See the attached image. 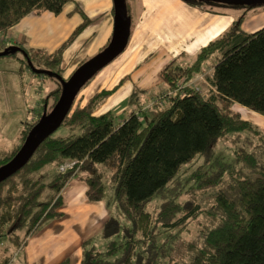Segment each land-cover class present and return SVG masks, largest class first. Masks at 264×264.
Here are the masks:
<instances>
[{
  "label": "trees",
  "instance_id": "obj_1",
  "mask_svg": "<svg viewBox=\"0 0 264 264\" xmlns=\"http://www.w3.org/2000/svg\"><path fill=\"white\" fill-rule=\"evenodd\" d=\"M68 1L0 0V30L29 12L59 13ZM87 21L52 52L22 47L0 55L15 56L21 68L67 79L62 54ZM241 23L234 20L190 64L170 61L160 71L168 91L151 113L139 109L124 119L114 110L95 113L112 92L106 89L69 109L58 127L74 131L55 137V129L0 182V264H9L12 251L43 221L61 215V191L75 177L92 202L112 192L107 219L82 242L79 264H264V26L246 32ZM205 64L210 70L204 94L193 79ZM61 91L62 84L52 91L49 108L22 128L19 143L0 156V166L14 157ZM219 142L231 145L230 155H214ZM199 155L205 158L196 166ZM210 189H217L213 203L202 206L196 194ZM191 224L199 230L185 244L186 257L180 239Z\"/></svg>",
  "mask_w": 264,
  "mask_h": 264
},
{
  "label": "crops",
  "instance_id": "obj_2",
  "mask_svg": "<svg viewBox=\"0 0 264 264\" xmlns=\"http://www.w3.org/2000/svg\"><path fill=\"white\" fill-rule=\"evenodd\" d=\"M198 1L126 0V42L128 25L132 26L129 45L109 68L98 76L94 74L84 83L76 94L80 97L78 105L82 106L95 93L106 89L112 92L95 113L117 108L116 114L123 119L129 112L139 109L151 113L153 107L161 103L160 96L168 91L160 71L173 59L178 60L184 55L195 56L202 46L228 29L234 21L232 14L214 10L215 7ZM84 17L88 21L62 54L63 74L69 75L84 58L108 44L114 26L113 0H71L59 13L29 12L4 30L9 38L7 43L9 47L16 45L18 48L52 52L82 24ZM255 19L253 17L250 22ZM241 27L249 31L244 21ZM5 56L0 55V156L19 143L22 128L44 112L46 101L50 99L33 97L31 111L24 82L25 68L20 67L18 60ZM26 70L31 80L46 77L31 69ZM150 91L156 94L150 102H144L138 96L139 92H143L140 93L143 96ZM132 96L137 107L129 103ZM40 100H43L42 104ZM126 102L129 105L124 104ZM61 199L62 205L58 209L61 215L43 221L26 238L11 264H57L70 258L67 255L70 250L74 253L70 263H80L82 242L103 227L108 216L107 208L104 209L106 205L103 201L88 199L86 185L78 177L72 178L63 187ZM95 207L101 208L102 213L97 225L92 228L86 225L85 220ZM48 221L50 226L36 236L37 229ZM56 225L57 228L54 227ZM81 230L83 233H80Z\"/></svg>",
  "mask_w": 264,
  "mask_h": 264
},
{
  "label": "rangeland",
  "instance_id": "obj_3",
  "mask_svg": "<svg viewBox=\"0 0 264 264\" xmlns=\"http://www.w3.org/2000/svg\"><path fill=\"white\" fill-rule=\"evenodd\" d=\"M198 2H203L205 4H209V5L213 6V7H215L214 10L224 11L225 13L232 14L233 17H234V20L242 18V22L244 21L245 22V26H248V30H249L248 32L255 31V30H257V29H259V28L264 26V4L240 5V4L211 2V1H205V0H199ZM219 8H221V9H219ZM253 17H256V19L254 21L250 22L253 19ZM131 31H132V26L128 25V39H127L125 48H127L128 45H129V36H130ZM8 39L9 38L5 34V31L4 30H0V54H5L8 49L13 51L14 49H17L19 47V46H16V45H14L12 47H9V43H7ZM125 48L112 61H110L105 66L100 68L97 71L98 73L97 72H96L97 74L95 73V76H98L106 68H109V66H111L115 62V60H117V58H119V56H121V54H123V52L125 51ZM99 51H101V50L98 49L97 51L93 52L91 55H89L86 58H84L82 63H84L85 61H87L90 58H92L95 55H97L99 53ZM9 56H11V58H13V59H15L17 61V58L15 56L14 57L12 55H9ZM9 56L6 55L5 57H9ZM193 59H194V56L193 57H189L188 55H184L183 57H180L177 60V62L180 65H186V64H190L193 61ZM204 67L205 68H203V72L199 73L197 79H195L194 83H193V84L196 85V87L198 89H200V92H202V93H204V92L206 93L207 92V86L208 85H207V82H206V75L209 74V69H210L208 64H205ZM23 73H24V82L26 83V94H27V97H28V103L30 105L31 111H33V107H31L33 105V103H34V100L32 99L33 97H39V98H45V99H49L50 98L48 101H46V105L44 106L45 109H48L49 105L53 101L52 100V96H51L52 92L50 93L49 97H48V93L50 91H52L53 88H55L54 90H56L59 87H61L60 79H57L56 77L46 76V77H41V78L40 77H35V79L31 80L29 77H27V75L30 74V73H28V71L26 69L23 71ZM69 75L68 74H63L62 77L63 78H67ZM199 76H201V77H199ZM140 93H143V92H139L138 96L141 97V99H143L144 102H150L151 99H152V96L156 95V94L153 95L152 91L145 92L143 96H141ZM77 96L78 95H75V97L73 99V102H72V104L70 106L71 110H73L75 108V106L79 104L77 99H80V97H77ZM144 96L146 98H144ZM159 99H160L161 102L163 101V98L161 96H160ZM86 102L87 101H85V103ZM40 103L42 104L43 100H40ZM129 103H130V105L133 104V106L137 107L136 105H134V101L133 100L130 101ZM129 103L126 102L124 104L129 105ZM118 108H120V107H118ZM36 109H37V107L34 108L35 111H36ZM115 110H117V108L114 109V111ZM73 131L74 130L68 128L67 126H63L62 125V126L56 128V130L53 132L52 135L55 136V137L67 136V135L71 134ZM229 146H231V145L230 144L228 145V143H221L220 144V142H219L216 145V147H218V148L215 149L214 155H216V154H221L223 156L230 155L231 154V148ZM204 158H205V156L199 155L197 157V160H196V162H197L196 166L198 164H201L204 161ZM185 169H186V172H189V171L192 170L190 168H185ZM109 173H110V170L108 169L107 170V174H109ZM107 174H104V177L107 176ZM108 179H109V177H108ZM108 179H106V181H108ZM110 189H111V187H110ZM216 191H217V189H210V190H207V191H204V192L197 193L196 195H197V197L199 199L198 200L199 203L202 206L211 205L213 203ZM108 197L109 198L112 197V192L111 193H106V196L104 198L105 200H103L105 205L107 204V206L104 207V209L107 208V212H108L109 207L111 206L110 203L106 202ZM162 200L163 199H161L160 201H162ZM158 204H159V200H156L152 205H153V207H158ZM95 208L96 209H94L89 214L88 218L85 220V223H86V225L88 227H92V228L95 227L97 225L100 217H101L102 209L99 208V207H95ZM207 219L208 218H203L202 219V223H206ZM49 226H50L49 221L45 222L43 225H41V227H39V229H37V231H36L37 232L36 236H40L41 234H43ZM54 227L57 228V225L54 226ZM198 230H199L198 226L195 227L194 225L191 224L189 226L188 232H184L183 235H181V239L180 240H183L182 243H181V253L184 256L186 254V257H188V252L185 250L186 249L185 244L187 242H189V240L195 239L197 237ZM80 233H83V230H81ZM2 242H5V239H3ZM18 250H20V248L16 249L15 251L11 250L12 251V255H11V259H10L9 264H11L15 260V256H16ZM67 255L70 257V258H68L69 259L68 264H73V263H70L72 261V255H74L73 251L70 250V252Z\"/></svg>",
  "mask_w": 264,
  "mask_h": 264
},
{
  "label": "water",
  "instance_id": "obj_4",
  "mask_svg": "<svg viewBox=\"0 0 264 264\" xmlns=\"http://www.w3.org/2000/svg\"><path fill=\"white\" fill-rule=\"evenodd\" d=\"M229 4H264V0H207ZM114 26L108 44L94 57L78 66L67 79H60L62 91L50 112L44 115L28 132L23 144L12 159L0 166V182L19 168L31 157L39 143L53 132L67 115L79 89L100 68L112 61L123 51L127 38V13L125 0H113ZM35 70V69H33ZM36 71V70H35Z\"/></svg>",
  "mask_w": 264,
  "mask_h": 264
},
{
  "label": "built area",
  "instance_id": "obj_5",
  "mask_svg": "<svg viewBox=\"0 0 264 264\" xmlns=\"http://www.w3.org/2000/svg\"><path fill=\"white\" fill-rule=\"evenodd\" d=\"M199 77H201V76H199ZM183 86H184V85L181 84V83H178V84H177V88H182ZM177 88H176V89H177ZM172 92H173V91H172ZM168 93H171V92H168ZM168 93H167V94H168ZM164 95H165V94H163L162 97H164Z\"/></svg>",
  "mask_w": 264,
  "mask_h": 264
}]
</instances>
